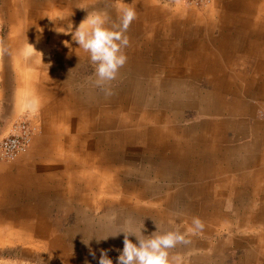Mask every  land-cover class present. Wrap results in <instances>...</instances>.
Here are the masks:
<instances>
[{"label":"rangeland","instance_id":"1","mask_svg":"<svg viewBox=\"0 0 264 264\" xmlns=\"http://www.w3.org/2000/svg\"><path fill=\"white\" fill-rule=\"evenodd\" d=\"M3 1L0 0V139L7 136L12 125L23 116L29 117L35 134L26 153L13 162H0V174L7 170L15 173L21 167L37 164L43 177L50 174L60 182L61 195L57 197L48 193L52 185L57 184L50 179L44 187L45 196L41 201L33 202V206L25 205L30 202L25 193L10 195L11 191H0V219L10 217L8 210L16 211L18 219L30 208L33 211L28 220L0 223V264H98L101 250L107 251L113 264H118L124 248V234L99 242L97 239L117 234L127 218H131L137 229H142L144 224L143 234L150 236L158 231L156 224L162 233L176 227L186 232L192 218L199 217L204 224L203 230L195 235L188 234L186 238L190 243L179 244L170 250V256L180 257L181 264H239L250 249H256L258 240L264 239V228L260 223L248 221L246 210L255 217L261 207L232 205V200L227 199L228 191L208 187L209 180L200 183L204 188L198 191L195 187L199 184L191 171L186 170L198 158L189 154L188 159L184 154L187 147H191V153L196 152L198 146L193 141L199 139L201 133L192 126L199 115L186 106L185 96L167 90L176 78L154 76L153 70L144 76L143 72L127 69L125 65L119 77L111 83L113 94L106 97L94 86L95 66L90 62L89 54L74 52L77 43L72 36L57 32L65 29L56 31L48 27L67 11L62 10L57 17L54 9H39V15L35 16L37 10L24 8L25 0H21L18 9L7 8ZM121 4L130 5L135 10L144 9L143 18L148 10L150 13L163 10L167 14L172 12L169 17L180 21L191 16V11L214 8V4L199 9L160 0H121ZM96 5H100L99 2ZM89 12L107 13L110 22L117 21L119 15L114 0L108 7L102 5L96 11L86 9L74 23L71 22L73 29L79 27ZM30 23L35 25L34 33L26 37V25ZM146 24V31L138 30L145 37L150 35L149 26H155V22ZM28 43L35 49L25 54ZM64 50L66 58L71 60L67 63L59 60V53ZM129 64L136 66L133 62ZM154 66L151 60V68ZM137 75L141 77L135 79ZM125 79L130 80V85L123 84ZM136 87L143 91L138 109L133 100L138 96ZM125 94L126 100L123 99ZM109 109L115 112L110 116L102 113ZM77 110L86 114L85 124L92 129L89 135L92 134L94 140L88 142L91 147L85 148V144L77 140ZM127 112L138 114L133 113L129 128H124ZM139 114L145 115L142 125L139 124ZM96 124L98 130L94 129ZM105 124L109 127H104ZM137 125L144 126V131L153 128L154 133L147 132L142 141L131 135L111 137L107 145L95 147L99 136L107 132H113L115 136L122 130L136 133ZM40 150L46 155L38 156ZM89 152L116 159L120 157L114 164L116 173L113 175L125 185L110 191L105 188L108 195L101 200L93 199L95 196L90 193L86 195L89 203L73 201L68 193L69 179L77 177V158ZM126 186L132 189L129 193L124 189ZM142 189H148L149 196L131 201V194ZM15 201L18 206L7 205ZM207 201H223L225 204L205 205ZM113 215L116 219L110 220ZM21 222L34 229L26 228ZM43 228L47 229L50 242L55 243L52 249L49 240L41 238L38 233ZM129 239L138 243L134 236Z\"/></svg>","mask_w":264,"mask_h":264},{"label":"crops","instance_id":"2","mask_svg":"<svg viewBox=\"0 0 264 264\" xmlns=\"http://www.w3.org/2000/svg\"><path fill=\"white\" fill-rule=\"evenodd\" d=\"M97 2L100 5H96ZM112 2L114 0H25L23 6L25 9L37 10L36 13L39 9L41 11L54 9L57 17L62 10L67 11L66 15L62 14L51 25L49 24V28L56 30L65 29L64 27L72 21L74 23L86 9L96 11L102 5L108 7ZM20 4L21 0L3 1V5L9 9H18ZM213 4V9L191 11V16H187L184 21L169 17L173 13L167 14L163 10L151 11L152 13L148 10V15L143 18L144 9H136L137 18L127 32L130 46L125 49L128 58L126 68L140 74L143 72L144 76L151 74L153 70L154 76L179 79H174L171 88L167 90L170 93L183 94L187 101L186 106L199 115L192 124L193 128L201 133V137L193 141L198 149L191 153V147H187L184 154L188 159L189 154H194L193 156L198 158L193 161L191 169L188 167L186 169L187 172L191 171L193 179L199 184L195 188L198 191L203 190L204 185L200 183L209 180L208 187L228 191L227 199L232 200L230 202L232 205L260 206L255 217L248 210L246 216L248 221L260 223L264 228V0H215ZM38 15L39 13L35 16ZM33 17L34 15L31 19ZM141 17L142 22L139 21ZM153 21L155 26L150 24L149 36L145 37L138 32L140 28L146 31V23ZM33 26H35L33 23L26 25V37L34 33ZM161 28L165 30L162 31ZM152 35L155 37L152 38ZM74 52L85 56L88 54L79 49L78 44ZM66 55L65 50L61 51L59 60H63L64 63L71 61ZM74 60L75 58L72 62ZM151 60L157 66H154L155 70L151 68ZM130 62L136 66H131ZM139 75L135 76V79H139L141 77ZM129 81L125 79L123 84L130 85ZM136 91L138 96L133 100L138 109L143 91L139 87H136ZM127 98L125 94L123 99ZM114 112V109L102 111L107 116ZM133 113H125L127 122L123 124L124 128H129L128 122ZM85 116V113L77 110V140L88 148L90 146L88 142L94 140V136L89 135L92 129L85 124ZM138 118L141 120L139 124L142 125L145 115L139 114ZM106 126L109 127L105 124L104 127ZM137 127L136 133L122 130L114 136L113 132H107L98 137L95 147L107 145V140L111 137L126 138L131 135L142 141L147 132L154 133L153 128L144 131L142 129L144 126ZM94 129L98 130L97 124ZM42 155L46 154L40 150L38 156ZM119 160L120 157L116 159L109 155H93L90 152L77 158V177H71L68 184L71 200L89 203L86 195L90 193L95 196L93 199L101 200L107 198L105 188L110 191L124 187L125 182L113 175V172L116 173L114 164ZM40 170L39 165L33 164L28 168L21 167L15 173L11 170L5 171L3 175L0 174V191H11L10 195L25 193V197L30 201L25 205L33 206V202H39L45 196L44 187L47 186V179H50L57 184H53L48 193L59 197L60 182L53 179L50 174L43 177ZM195 173L197 175H194ZM111 177L113 178L110 179ZM124 189L127 193L132 190L127 186ZM131 195V201L133 199L139 201L149 196V190L142 189ZM220 204L225 202H205V205ZM7 205L16 207L19 204L15 201L13 204L8 202ZM8 213L6 214L10 217L1 218L0 223L7 220H28V215L32 216L33 211L30 208L19 219L16 211L8 210ZM203 213L204 208L201 209V214ZM22 224L28 229H34L29 224ZM42 230L38 231L40 237L50 242L47 229ZM0 237L2 238L1 233ZM50 243V248H54L55 243L53 241ZM256 245V249H250L239 264H264V239L258 240Z\"/></svg>","mask_w":264,"mask_h":264},{"label":"clouds","instance_id":"3","mask_svg":"<svg viewBox=\"0 0 264 264\" xmlns=\"http://www.w3.org/2000/svg\"><path fill=\"white\" fill-rule=\"evenodd\" d=\"M115 7L119 13L117 21L110 22L107 13L89 12L79 27L73 29V25L69 23L63 32L56 30L71 35L72 40L79 45V49L89 54L90 62L95 66L94 86L106 97L113 94L111 83L118 78L121 68L127 63L125 49L130 46L127 32L137 18L135 8L130 5L122 6L121 0H115ZM65 44L68 45L67 42ZM33 48L28 43L24 49L25 54H30ZM109 219L115 220L116 216L113 215ZM156 226L158 231L145 236L144 224L142 229H137L133 226L131 218H127L121 225V231L115 235L97 239V242L124 234V248L118 257V264H181L180 257L170 256V250L179 244L190 243V240L186 238L187 235H195L204 228L199 217L192 218L191 226L186 232H181L179 227H176L175 230L162 233L160 226L157 224ZM132 236L138 243H133L129 239ZM98 264H113L107 251L101 250Z\"/></svg>","mask_w":264,"mask_h":264},{"label":"built area","instance_id":"4","mask_svg":"<svg viewBox=\"0 0 264 264\" xmlns=\"http://www.w3.org/2000/svg\"><path fill=\"white\" fill-rule=\"evenodd\" d=\"M215 0H162L165 3H182L199 9L207 8ZM35 134L29 117L19 118L11 127L7 136L0 139V162H13L26 153Z\"/></svg>","mask_w":264,"mask_h":264}]
</instances>
